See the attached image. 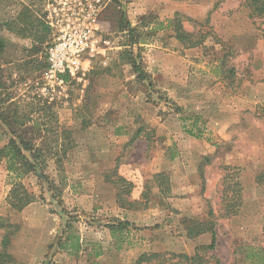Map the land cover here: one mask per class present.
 Listing matches in <instances>:
<instances>
[{
	"label": "rangeland",
	"instance_id": "rangeland-1",
	"mask_svg": "<svg viewBox=\"0 0 264 264\" xmlns=\"http://www.w3.org/2000/svg\"><path fill=\"white\" fill-rule=\"evenodd\" d=\"M52 2L0 0V149L19 135L43 148L54 138L46 129L71 130L75 145L63 169L48 153L43 176L40 167L22 179L36 202L21 212L9 206L13 179L0 161V217L19 227L8 250L14 264L37 261L45 250L33 264L193 256L211 236L188 238L187 221L207 222L210 212L217 235L211 259L255 264L264 250V184L257 182L264 172V17L251 18L239 0H104L102 53L85 86L71 84L67 98L51 101L42 88L52 31L40 47L3 26L22 14L47 24ZM177 14L201 46L175 38L168 25ZM129 54L147 75L143 83ZM38 125L45 131L33 130ZM119 223L129 226L112 233ZM66 231L84 244L75 257L58 256L68 253L54 244ZM103 250L108 256L96 262Z\"/></svg>",
	"mask_w": 264,
	"mask_h": 264
},
{
	"label": "trees",
	"instance_id": "trees-1",
	"mask_svg": "<svg viewBox=\"0 0 264 264\" xmlns=\"http://www.w3.org/2000/svg\"><path fill=\"white\" fill-rule=\"evenodd\" d=\"M239 1L243 2L248 8L251 18L264 17V0ZM3 27H6L9 32L22 39L31 40L34 46L38 45L42 47L48 43V39L51 36V29L47 24L40 21H33L30 16H27V14H22L21 16L19 15L17 19L7 23ZM168 28H171L174 31L175 38L186 48L192 49L202 45V40L195 39L194 34L185 30L180 15H175L174 19L169 22ZM5 51L6 40L0 33V58L3 57ZM129 57L132 60L131 65L135 73L138 74V80L143 83L147 79L146 73L141 69V66L134 61L131 54H129ZM43 69H47V63H45ZM152 86L153 84L150 83L148 87L151 88ZM51 118L53 117L51 116ZM44 125H38L34 127L33 130L39 128V130L45 131ZM46 130L47 132H50L54 138L48 141L43 148H37L30 143H26L19 135L18 139L20 142L11 139L8 144L0 149V161H4L6 163L8 176H10V179H13L12 189L8 201L10 208L14 211L21 212L36 202V196L29 192L21 181L26 175L36 171L40 167V174L43 176V172H45L48 164L44 154L48 155V153H51L55 158V163L58 169H63L64 161L67 158L68 153L75 147L74 141L72 140L73 132L71 130ZM189 134L195 137L194 130L189 131ZM200 136L201 132L199 131V136L196 137ZM44 178L47 180L46 182H49L51 179L49 175ZM119 181L123 184L131 186V184H129L124 178H119ZM257 182L260 185L264 184V172L257 177ZM49 184V186H54V181L49 182ZM122 194L123 193L118 190L117 200L121 208H125L126 205L121 196ZM235 195L239 198L238 193ZM129 208H132V204L129 205ZM238 209L233 211V213L230 212L229 215H237ZM212 216L213 213L210 212V219H208L207 222L187 221L189 223L186 227L188 238L194 239L206 234L211 236V243L209 245H201L197 247L193 256L170 255V258H168V256L162 254H143L140 256L136 264H149L152 261H154L155 264H222L220 261L211 259L209 256V253L215 251L217 247V235L215 232L214 221L211 220ZM128 226V223H119L117 227H110V230L114 234L116 232L121 233ZM0 229L4 231V235H2L0 242V264H14L15 259L8 250L11 246L12 239L19 232V227L11 225L7 219L0 217ZM64 234L66 235L65 241H62L59 237H57L54 241L55 246L57 245L59 249L66 251L69 254L80 253L83 250L84 245L81 242L80 236L69 231H66ZM118 249H120V247H118ZM95 255L96 257H99L102 255V252H96ZM254 256L257 257L255 264H264V250H258V254H255Z\"/></svg>",
	"mask_w": 264,
	"mask_h": 264
},
{
	"label": "built area",
	"instance_id": "built-area-1",
	"mask_svg": "<svg viewBox=\"0 0 264 264\" xmlns=\"http://www.w3.org/2000/svg\"><path fill=\"white\" fill-rule=\"evenodd\" d=\"M104 0H53L48 26L54 37L46 47L47 69L42 94L67 98L71 84L85 86L92 59L102 53L99 47V12ZM48 94V95H47Z\"/></svg>",
	"mask_w": 264,
	"mask_h": 264
},
{
	"label": "crops",
	"instance_id": "crops-1",
	"mask_svg": "<svg viewBox=\"0 0 264 264\" xmlns=\"http://www.w3.org/2000/svg\"><path fill=\"white\" fill-rule=\"evenodd\" d=\"M100 188H102V190H106V191H108V193H109V191L110 192H113L112 190V188L111 187H108L106 184H104V185H101L100 186ZM113 195H111V193H110V195H109V197H110V200H111V197H112ZM113 200V199H112ZM11 245H12V243H11ZM10 248H11V246H10ZM45 253H46V250H45V252H44V254H43V257H45ZM65 255H61V254H59L58 253V256H60V257H63V256H65V257H72L73 255H70V254H68V253H64ZM47 255V254H46ZM78 256V255H77ZM108 256V251H106V250H103L102 251V255L101 256H99V257H96V259L95 260H97L96 262H99L100 260H105V257H107ZM43 257H41V258H43ZM73 257H75V256H73ZM41 258H39L38 260H40ZM15 259V258H14ZM37 260V261H38ZM55 260V259H54ZM37 261H36V259H33V260H29L28 262L30 263V264H33V263H37ZM56 262V261H55ZM97 264V263H96Z\"/></svg>",
	"mask_w": 264,
	"mask_h": 264
}]
</instances>
